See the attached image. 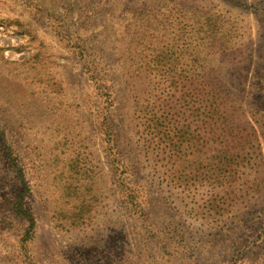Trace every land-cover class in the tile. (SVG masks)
Listing matches in <instances>:
<instances>
[{"label":"rangeland","instance_id":"374dc122","mask_svg":"<svg viewBox=\"0 0 264 264\" xmlns=\"http://www.w3.org/2000/svg\"><path fill=\"white\" fill-rule=\"evenodd\" d=\"M0 264H264V0H0Z\"/></svg>","mask_w":264,"mask_h":264},{"label":"trees","instance_id":"16d2710c","mask_svg":"<svg viewBox=\"0 0 264 264\" xmlns=\"http://www.w3.org/2000/svg\"><path fill=\"white\" fill-rule=\"evenodd\" d=\"M9 159H10V162L12 163V166L15 169H18V167L21 166L16 157L15 158L9 157ZM18 175H20V181L22 183V188L20 189V193L18 194V197L16 199V206H15L16 209L14 208L15 210L13 212L15 216L24 217L26 219L25 221L27 222V232L24 237V240L22 241L23 247L25 248L26 247L25 245L28 242H30L34 236L33 230L35 227V216L32 213L31 207L26 202L27 201L26 196L28 195L30 191V186L26 180L23 168H20V170L18 171Z\"/></svg>","mask_w":264,"mask_h":264}]
</instances>
